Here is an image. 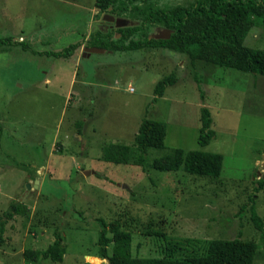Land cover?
Here are the masks:
<instances>
[{"label": "rangeland", "instance_id": "obj_1", "mask_svg": "<svg viewBox=\"0 0 264 264\" xmlns=\"http://www.w3.org/2000/svg\"><path fill=\"white\" fill-rule=\"evenodd\" d=\"M110 15L127 25L116 27ZM141 19L100 11L96 0H0V38L28 45H0V217L11 202L20 206L6 220L0 264H107L97 257L99 217L131 232L133 255H160L163 247L199 254L213 238L238 236L256 242L253 264H264L250 211L253 204L264 226V74L162 47L84 50L97 30L122 43L117 28ZM164 28L152 24L133 38ZM71 43L78 46L67 57L46 53ZM244 44L264 49V26L253 25ZM170 72L175 83L155 95ZM201 106L212 118L205 145L197 144ZM143 117L165 123L164 145L147 150L144 167L105 161L109 143L133 145ZM175 147L221 153L219 176L150 166ZM54 230L64 238L61 262L25 256L51 243Z\"/></svg>", "mask_w": 264, "mask_h": 264}, {"label": "trees", "instance_id": "obj_2", "mask_svg": "<svg viewBox=\"0 0 264 264\" xmlns=\"http://www.w3.org/2000/svg\"><path fill=\"white\" fill-rule=\"evenodd\" d=\"M141 1V2H140ZM100 11L117 15L127 11L132 16L142 17L139 24L117 28L122 43L99 38L100 30L93 32L87 41L89 46L104 49L136 50L168 48L186 54L191 61L204 60L207 63L233 67L242 71L264 74V49L249 47L244 38L256 23L264 26V0H194L188 5L158 7L146 0H96ZM161 24L171 30L168 38H153L139 34L143 27ZM128 39V42L124 41ZM20 44L23 50L28 45L12 37L0 38V45ZM124 43V44H123ZM71 43L61 50L47 51L56 57H67L77 47ZM175 74L170 72L154 84V94L161 96L167 86L174 84ZM197 88L200 86L197 80ZM202 97V95H200ZM211 114L206 106L200 107V127L197 144L205 145L213 136ZM165 123L162 120L143 117L133 137V145L109 143L102 157L113 163H131L144 167L147 164V150L164 145ZM223 155L219 152L201 149L182 150L175 147L170 152L154 157L149 163L158 170H176L180 166L186 172L211 178L218 177L222 168ZM17 202H11L9 209L0 217V244L4 241V227L7 219L20 211ZM251 219L264 241L262 218L253 204L250 205ZM97 257L106 259L107 264H253L257 244L241 237L213 238L201 253L176 256L172 247H163L160 255L138 256L131 250L132 234L122 228L119 219L106 222L97 218ZM109 233V234H108ZM63 234L54 230V239L42 250H25V256L35 259L42 256L54 262H61L66 251Z\"/></svg>", "mask_w": 264, "mask_h": 264}, {"label": "water", "instance_id": "obj_3", "mask_svg": "<svg viewBox=\"0 0 264 264\" xmlns=\"http://www.w3.org/2000/svg\"><path fill=\"white\" fill-rule=\"evenodd\" d=\"M108 20H113L114 21V25L116 27L118 26H122V25H127V19L121 18V17H114L112 15L109 16ZM171 30L168 28H164L162 31L153 34L151 37L153 38H168L170 35ZM84 50L90 51V52H99L102 51L103 48L102 47H97V46H84ZM88 170H83L84 173H86ZM33 186H36V184H34ZM29 187V185H28Z\"/></svg>", "mask_w": 264, "mask_h": 264}, {"label": "built area", "instance_id": "obj_4", "mask_svg": "<svg viewBox=\"0 0 264 264\" xmlns=\"http://www.w3.org/2000/svg\"><path fill=\"white\" fill-rule=\"evenodd\" d=\"M131 89V88H130Z\"/></svg>", "mask_w": 264, "mask_h": 264}]
</instances>
